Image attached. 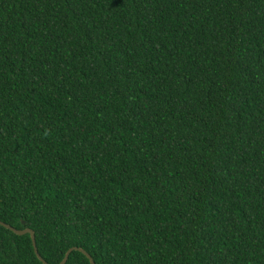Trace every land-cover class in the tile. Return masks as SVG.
<instances>
[{
  "label": "trees",
  "instance_id": "obj_1",
  "mask_svg": "<svg viewBox=\"0 0 264 264\" xmlns=\"http://www.w3.org/2000/svg\"><path fill=\"white\" fill-rule=\"evenodd\" d=\"M0 222L47 264H264V0H0ZM0 264L43 263L0 226Z\"/></svg>",
  "mask_w": 264,
  "mask_h": 264
},
{
  "label": "water",
  "instance_id": "obj_2",
  "mask_svg": "<svg viewBox=\"0 0 264 264\" xmlns=\"http://www.w3.org/2000/svg\"><path fill=\"white\" fill-rule=\"evenodd\" d=\"M0 226L4 227L5 229L11 231L12 233H14L15 235H18V236H22V235H26L28 234L30 236V239H31V243H32V247H33V250H34V253L37 257V259L39 261H41L43 264H47L41 257L40 255L38 254V251L36 249V244H35V237H34V232L29 229V228H25V229H22V230H18L16 228H13L7 224H4L2 222H0ZM72 251H78L80 253H82L84 256L87 257V259L89 260L90 264H95L92 260V258L90 257L89 254H87L85 251H83L82 249H79V248H70L68 249V251L65 253L64 255V258L63 260L59 263V264H65L68 257H69V254L72 252Z\"/></svg>",
  "mask_w": 264,
  "mask_h": 264
}]
</instances>
